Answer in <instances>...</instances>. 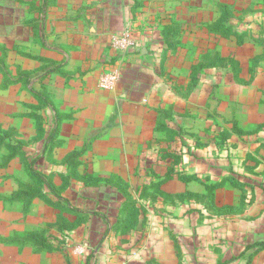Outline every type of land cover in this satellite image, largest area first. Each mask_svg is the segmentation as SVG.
I'll list each match as a JSON object with an SVG mask.
<instances>
[{
  "label": "rangeland",
  "instance_id": "1",
  "mask_svg": "<svg viewBox=\"0 0 264 264\" xmlns=\"http://www.w3.org/2000/svg\"><path fill=\"white\" fill-rule=\"evenodd\" d=\"M57 1L0 3V264H264L250 193L217 189V160L264 140V0H125L146 54L95 81L61 68L87 11L59 32Z\"/></svg>",
  "mask_w": 264,
  "mask_h": 264
},
{
  "label": "crops",
  "instance_id": "2",
  "mask_svg": "<svg viewBox=\"0 0 264 264\" xmlns=\"http://www.w3.org/2000/svg\"><path fill=\"white\" fill-rule=\"evenodd\" d=\"M1 1L2 0H0V3ZM28 1L30 0H23L22 5L26 3L25 9L23 6L21 7V12L23 14L25 12V16L28 15ZM36 1L38 4L44 2V0ZM48 2L50 8L58 3L57 0H48ZM77 2L78 0H63V3L61 2L63 6L62 10L72 14H67V17L64 20H61V29L59 32H69L70 29L66 28L68 24L79 21L73 19L74 15L78 14L80 16V12L87 11L86 16L81 17L86 22L87 27L85 29L72 25V29L77 27L76 36L82 39L80 43L81 45L61 46L55 51L57 52L58 50V52L61 53V58L65 57L66 64H63L61 68L69 69L71 72L77 73V76H79V71L88 69L89 71L87 72H90L92 79L95 81L100 69L97 66L100 61L104 60V57L108 58V62L110 63H113L114 61L116 63L118 58L124 57V54H120L117 50L112 48H107L106 51L103 52L104 42L109 41L110 37L114 34L119 35L125 30H129L128 23L130 24L132 22L128 20L129 17L123 11H126L125 0H81V2H83L82 4H86V7H83L81 4L77 7ZM9 3L16 4L17 0H9ZM57 7L58 6L55 8L57 9ZM44 27L46 28V25ZM57 31L58 29L56 32ZM132 32L135 34L134 31ZM85 37L86 41L84 42ZM138 47H141V49L139 50L137 47L133 46L128 49L127 52L134 54L138 49L140 54L144 56L147 51L146 48L142 45H139ZM103 53L105 54L103 55ZM136 61L138 62L136 68L140 71L139 76L144 78L143 75L149 73V70L147 69L146 64L141 63L143 66L139 64V59H136ZM84 65L87 66L85 67ZM86 75L88 74H85L84 76ZM149 75L151 74L149 73ZM151 82L153 84L151 89L155 90L157 86L154 83L158 82H156L155 79ZM129 90L130 86L125 84L121 95L123 96L124 92L128 93ZM233 129L239 133L242 131L238 130L235 125H233ZM237 146L238 145L233 146L230 143L229 149L232 150L233 147L237 148ZM249 146H246L247 149L243 158L239 156L233 158L230 157V162L226 160V157L221 158V161H219V159L217 160V189L226 187L225 183H228L229 185L227 186L229 191L232 193V190H234V195H237L238 187H246L248 193H250V195L247 196H251L248 201H251L249 207L252 209L251 217L254 220H251L253 221V224L250 225V228L254 229L262 227L264 229V140H254ZM180 147L184 146L180 145ZM227 162H229V164L226 168ZM199 177L200 175L196 173V175H187L185 179L189 180V183L192 180H197ZM183 191L189 192L190 189L185 188ZM259 213H262V217Z\"/></svg>",
  "mask_w": 264,
  "mask_h": 264
},
{
  "label": "built area",
  "instance_id": "3",
  "mask_svg": "<svg viewBox=\"0 0 264 264\" xmlns=\"http://www.w3.org/2000/svg\"><path fill=\"white\" fill-rule=\"evenodd\" d=\"M134 46V40L130 31L127 29L122 32L120 35L116 36L113 41V47L120 54H125L128 49ZM117 74L113 72L106 73L103 77H101V84L103 86H113L117 81Z\"/></svg>",
  "mask_w": 264,
  "mask_h": 264
},
{
  "label": "trees",
  "instance_id": "4",
  "mask_svg": "<svg viewBox=\"0 0 264 264\" xmlns=\"http://www.w3.org/2000/svg\"><path fill=\"white\" fill-rule=\"evenodd\" d=\"M54 138V137H53ZM53 138L51 137L50 139H49V142L50 141H52L53 140ZM42 143V142H41ZM47 148V145L45 144V146H44V149H46ZM166 156H173V155H171V154H167ZM175 156H178V155H176L175 154ZM41 157H37V161L38 162H40L41 161ZM34 163H32L31 165H29L28 166V170H29V174H30V176L32 177V178H34V179H36V180H40L41 178H40V174L37 172V169H36V166L35 165H33ZM261 245H264V243H261Z\"/></svg>",
  "mask_w": 264,
  "mask_h": 264
}]
</instances>
